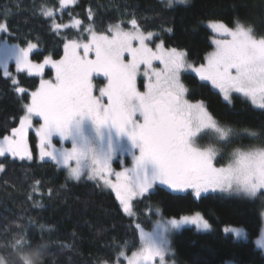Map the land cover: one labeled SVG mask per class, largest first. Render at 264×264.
<instances>
[{"label": "snow or ice", "instance_id": "obj_1", "mask_svg": "<svg viewBox=\"0 0 264 264\" xmlns=\"http://www.w3.org/2000/svg\"><path fill=\"white\" fill-rule=\"evenodd\" d=\"M160 2L172 9L188 5L190 0ZM58 3L59 9L41 4L35 14L51 21L50 30L59 35L68 26L56 22L57 11L75 0ZM8 14L5 11L0 19V73L11 80L15 93L27 95L28 102L22 106L18 126L0 139L4 161L9 156L34 160L29 132L38 124V158L66 171L61 187L69 181H91L96 188L113 192L120 211L129 217L135 216L137 199L161 192L178 196L191 190L197 198L216 192L250 200L264 197V123L258 129L245 127L237 133L214 115L205 99H192L194 90L182 78L192 74L200 86L210 84L226 105L232 107L239 97L264 115V34L253 23L239 16L231 26L210 19L207 27L214 33V48L197 63L189 59L186 50L166 47L165 39L147 31L136 13H125L128 19L98 31L95 13L89 9L92 23L85 26L79 19L74 21L78 38H65L59 60L49 55L35 62L31 55L34 50L39 52L37 43L26 41L23 47L9 43ZM162 31L171 33L173 29ZM12 60L18 73L41 77L34 91L29 92L13 77L9 69ZM46 66L55 70L54 78H43ZM96 77L104 78L103 86L97 84ZM241 134L258 143L232 148L226 163L218 165L224 155L222 147L232 145ZM54 137L70 142L71 147L57 148ZM205 140L211 142L202 143ZM125 154L131 156L132 166L115 170L114 159ZM4 171L5 164L0 162V172ZM40 183L34 182L33 193L38 192ZM52 195L49 189L48 196ZM27 198L33 207H43L32 195ZM149 211L159 213L158 209ZM37 223L29 218L27 224L0 229V264H46L54 243L61 250L74 249V244L52 240L55 225L39 223L33 231ZM186 224L205 232L212 230L200 213L171 219L153 231L134 223L139 248L129 255L131 246L124 240L113 245L119 251L111 262L101 260L98 264H175L169 236ZM224 231L238 241L249 239L243 227H226ZM254 243L264 251V230Z\"/></svg>", "mask_w": 264, "mask_h": 264}, {"label": "trees", "instance_id": "obj_2", "mask_svg": "<svg viewBox=\"0 0 264 264\" xmlns=\"http://www.w3.org/2000/svg\"><path fill=\"white\" fill-rule=\"evenodd\" d=\"M41 4L60 8L58 0H0V19L4 18L11 32L9 42L26 46V41L38 44L32 58L42 61L44 56L59 59L64 54L65 38L77 39L79 30L73 27L61 29L58 35L50 30L51 21L36 13ZM95 13L94 23L98 31H104L109 24L120 19H128L125 13H136L147 31L159 33L165 39L166 47H178L189 53V59L202 62L203 57L212 49L213 33L204 24L210 19L223 20L232 25L239 16L253 23L257 31L264 34V0H191L188 5L165 8L160 0H78L72 7L57 11L56 20L79 19L85 26L88 10ZM172 28L171 33L162 29ZM87 35V33H84ZM157 43L159 41H156ZM13 77L29 92L39 85V78L23 72L14 71L9 65ZM52 75L50 70L46 76ZM182 78L193 88L192 99H205L210 110L227 122L234 131L242 133L245 127L259 128L264 123V115L253 109L248 101L236 97L232 107L226 105L219 93L210 84L200 86L192 74H183ZM28 102L27 95L15 93L11 80L0 73V137L10 134L19 124L23 115V104ZM35 150V136L31 135ZM258 143L241 134L232 145L222 147L224 155L232 148ZM219 146V145H218ZM223 157L219 164L226 163ZM4 162L5 171L0 172V229L14 224H27L29 218L39 223L55 225L52 240L74 244V249L61 250L57 244L49 249L46 264H98L101 260L111 262L120 244L128 240L131 251L140 246L138 234L133 231L134 223L149 230L157 216L155 211L170 218H178L193 213H201L212 225L209 232H200L186 227L172 237L173 257L176 264H224L235 261L236 264H264V254L254 243L262 228V210L264 204L258 199L230 197L224 193H208L196 198L190 192L178 196L159 193L147 199L134 202L135 216L129 217L120 211L115 194L110 190H101L91 181L65 185L66 172L51 162L20 160L8 157ZM35 181H40L39 190L33 193ZM53 192L48 196V190ZM42 203V208L33 207V201ZM23 217V219H21ZM225 226H242L249 239L236 240L224 232ZM73 233L76 238H73ZM3 237H0L2 242Z\"/></svg>", "mask_w": 264, "mask_h": 264}, {"label": "rangeland", "instance_id": "obj_3", "mask_svg": "<svg viewBox=\"0 0 264 264\" xmlns=\"http://www.w3.org/2000/svg\"><path fill=\"white\" fill-rule=\"evenodd\" d=\"M77 1L78 0H75V3L74 4H69L67 7H72V6H74L76 3H77ZM190 2H191V0H190ZM189 2V3H190ZM76 19H71V20H65L64 22H59V21H57L56 20V22L57 23H63L64 25H67L68 27H73V28H75V29H78V28H76L75 26H74V21H75ZM208 23V22H207ZM207 23H205L204 25L207 27ZM79 30V29H78ZM212 32V31H211ZM213 33V32H212ZM213 36H214V33H213ZM217 38H219V37H217ZM10 44H17V43H11V42H9ZM17 45H19V44H17ZM21 46V45H20ZM23 47V46H22ZM213 50V49H212ZM31 58H32V55H31ZM33 59V58H32ZM60 59V58H59ZM59 59H56V60H59ZM34 60V59H33ZM35 62H42V61H37V60H34ZM157 66H159V62H154ZM10 64H12L13 66H14V71H16V67H15V61L14 60H12V61H9V65ZM48 70H50L51 72H52V75L51 76H49V77H47L46 76V71H48ZM17 72V71H16ZM23 73H26V74H28L27 72H23ZM54 76H55V70L54 69H52L50 66H46V68H45V71H44V75H43V78L44 79H52V78H54ZM34 77H37V78H39V81H40V79H41V77H39V76H34ZM15 78V77H14ZM16 79V78H15ZM96 79V82H97V84L99 85V86H103V83H104V78L103 77H96L95 78ZM35 127H38V124H34V127H33V129L32 130H30V132H29V145H30V147L32 148V150H33V153H34V160H37V161H40V162H51V161H41V160H39V158H38V156H39V153H38V148H37V144H38V138L36 137V135H35ZM34 135L35 136V150L33 149V146H32V139H31V135ZM0 139H2L1 137H0ZM211 141H208V140H205V141H202V143H204V144H206V143H210ZM53 143L56 145V147L57 148H70L71 147V143L70 142H60L59 141V138L58 137H54L53 138ZM227 154L228 153H226L225 155H224V158H225V160H227ZM10 158H12L11 156H9ZM0 158H2V157H0ZM12 159H19V158H12ZM121 159L123 160V165L121 164ZM25 160H28V159H25ZM51 163H53V162H51ZM132 166V158H131V156L130 155H127V154H125L123 157H117L116 159H114V161H113V163H112V167L115 169V170H117V171H119V170H121V168L122 167H131ZM66 172V171H65ZM67 174V173H66ZM189 192L191 193V190H189ZM203 195H206V194H203ZM202 195V196H203ZM228 195V194H227ZM201 196V197H202ZM228 196H230V195H228ZM230 197H235V198H242V197H239V196H230ZM197 198V197H196ZM262 204H264V197H261V198H257ZM262 213H264V209L262 210ZM196 213H193V214H189V215H185V216H194ZM201 214V213H200ZM202 215V214H201ZM203 216V215H202ZM204 217V216H203ZM205 218V217H204ZM171 219H180V217H178V218H170V217H166V216H164L162 213H161V211L159 210V213L157 214V216H156V218H155V220H154V222H153V224H152V227L149 229V230H146V229H144L145 231H153L154 230V228H157V227H159V228H163L165 225H166V223H167V221H169V220H171ZM186 227H193V228H195L196 230H198L197 228H196V226L195 225H192V224H186V225H183L180 229H178V230H173L171 233H170V236H169V238H170V240H171V245H172V237H173V235L174 234H176V233H178V232H180L182 229H184V228H186ZM226 227H242V226H225L224 227V229L226 228ZM244 228V227H243ZM223 229V230H224ZM262 230H264V215H262V228H261V231ZM198 231H200V232H205V231H201V230H198ZM225 232V231H224ZM261 233V232H260ZM226 234H229V233H226ZM259 237V236H258ZM257 237V238H258ZM256 238V239H257ZM172 247V246H171ZM259 249V248H258ZM261 250V249H260ZM262 251V250H261ZM263 252V254H264V251H262ZM174 259V258H173ZM228 262V261H227ZM231 262H234V264H236V262L235 261H231ZM175 264H176V261H175ZM224 264H226V263H224Z\"/></svg>", "mask_w": 264, "mask_h": 264}]
</instances>
